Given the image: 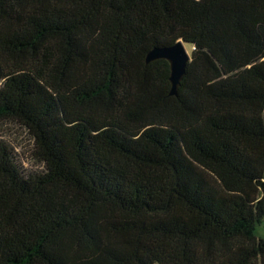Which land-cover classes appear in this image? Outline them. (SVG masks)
<instances>
[{
	"label": "trees",
	"instance_id": "trees-1",
	"mask_svg": "<svg viewBox=\"0 0 264 264\" xmlns=\"http://www.w3.org/2000/svg\"><path fill=\"white\" fill-rule=\"evenodd\" d=\"M1 117L0 264H264V0H0Z\"/></svg>",
	"mask_w": 264,
	"mask_h": 264
},
{
	"label": "rangeland",
	"instance_id": "rangeland-1",
	"mask_svg": "<svg viewBox=\"0 0 264 264\" xmlns=\"http://www.w3.org/2000/svg\"><path fill=\"white\" fill-rule=\"evenodd\" d=\"M192 54V46L185 43ZM26 128L10 117L0 118V143H5L13 153L19 168L26 173L37 171L41 163L34 157V143ZM257 233L264 236V219L257 228Z\"/></svg>",
	"mask_w": 264,
	"mask_h": 264
},
{
	"label": "water",
	"instance_id": "water-1",
	"mask_svg": "<svg viewBox=\"0 0 264 264\" xmlns=\"http://www.w3.org/2000/svg\"><path fill=\"white\" fill-rule=\"evenodd\" d=\"M184 40H179L173 45L153 47L147 54L146 61L165 58L170 61L171 74L169 76L172 89L171 95L177 94L181 79L186 74L187 64L192 59V54L187 50Z\"/></svg>",
	"mask_w": 264,
	"mask_h": 264
}]
</instances>
